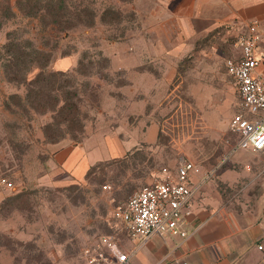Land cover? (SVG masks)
Wrapping results in <instances>:
<instances>
[{"label":"rangeland","instance_id":"obj_1","mask_svg":"<svg viewBox=\"0 0 264 264\" xmlns=\"http://www.w3.org/2000/svg\"><path fill=\"white\" fill-rule=\"evenodd\" d=\"M66 3L77 26L68 35L45 14L25 17L15 7L0 29V207L8 201L0 208V264H85L83 249L114 231V209L142 187L174 177L183 161L199 169L194 183L225 206L239 208L251 195L247 180L233 177L252 163L229 129L243 111L225 66L240 57L237 40L246 32L217 28L181 40L176 22L151 0ZM80 9L95 14L92 26L90 15L76 23ZM8 33L44 51L40 63L59 72L40 103L61 105L64 96L78 111L39 113L26 86L7 81L1 61ZM62 87L67 94L53 91ZM87 138L92 166L108 157L106 143L114 140L129 158L101 161L81 179L51 167L58 150ZM20 193L25 198L15 200Z\"/></svg>","mask_w":264,"mask_h":264},{"label":"crops","instance_id":"obj_2","mask_svg":"<svg viewBox=\"0 0 264 264\" xmlns=\"http://www.w3.org/2000/svg\"><path fill=\"white\" fill-rule=\"evenodd\" d=\"M151 3L158 8V14L176 22L181 40L217 28L247 33L248 25L257 22L260 62L254 75L264 78V0H151ZM87 140L58 150L51 167L68 172L75 179L83 178L92 166L87 157L91 151L86 150ZM106 146L108 157L95 159V163L118 158L128 151L115 140ZM247 152L252 164L233 176L235 180H247L244 189L251 191L239 208L222 204L216 192L213 194L199 182L194 183L197 174L191 175L194 193L182 210L180 223L186 238L153 235L140 246L126 233H116L114 227L108 234L116 233V242L128 254L130 264H264V152Z\"/></svg>","mask_w":264,"mask_h":264},{"label":"built area","instance_id":"obj_3","mask_svg":"<svg viewBox=\"0 0 264 264\" xmlns=\"http://www.w3.org/2000/svg\"><path fill=\"white\" fill-rule=\"evenodd\" d=\"M259 40L258 23L251 22L247 33L237 40L240 57L225 63L237 87L243 111L232 117L229 129L238 134V149L254 153L264 152V78L254 75L260 62ZM163 171L166 173L167 169ZM198 173L194 163L183 161L174 177L167 174L164 181L136 191L112 212L115 232L126 233L140 246L153 235L172 234L186 238L187 233L180 229L182 210L194 193L190 177ZM5 187L14 189L11 183H5ZM116 233L102 235L94 244L86 246L83 249L85 264H130L128 254L116 242Z\"/></svg>","mask_w":264,"mask_h":264},{"label":"trees","instance_id":"obj_4","mask_svg":"<svg viewBox=\"0 0 264 264\" xmlns=\"http://www.w3.org/2000/svg\"><path fill=\"white\" fill-rule=\"evenodd\" d=\"M14 7L18 10L19 14L25 17L36 18L45 14L50 19V25L52 27L58 29L61 33H68L76 29V24H73V20L70 18V12L67 7L66 0H14L12 3L11 0H0V29L2 28L5 21H8L15 17ZM87 11L80 9L73 14V18L76 23L82 24V18L85 16L90 17V21L87 26H92L94 21L93 18L95 14H87ZM12 33L7 34V42L3 46V51L5 53V57L2 58L1 66L3 68V72L5 78L9 83L19 84L26 86L27 92H29V96L33 98V101L38 102L37 106L34 108L35 111L39 113L46 112H57L64 113L67 115H72L77 106L74 105L73 109L68 108L67 99L62 96H57L62 99V104L57 105L54 104L51 107L45 108L40 101L46 95L47 90L51 89V85L48 79L58 74L59 72H51L46 70L48 61L40 63L41 59H44L45 53L44 51L37 49L33 46L30 41L20 42L14 40L10 36ZM38 69V73L35 75L33 79L30 81L27 80L26 76L33 70ZM64 87L56 91V93L67 94L68 92H64ZM53 89V88H52ZM73 106V105H72ZM71 118L73 116H70ZM81 141V140H80ZM80 141H77L79 144ZM129 158V153H126L121 159L115 158L112 159L113 162L124 161ZM102 165V162L92 166L87 171L85 177L87 178L90 174L95 172L97 168ZM25 193H20L17 195L15 200L21 201L25 198ZM8 201L5 200L1 204L2 208L4 204H7Z\"/></svg>","mask_w":264,"mask_h":264}]
</instances>
